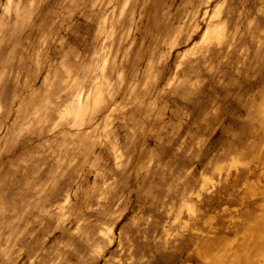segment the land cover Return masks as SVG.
Masks as SVG:
<instances>
[{"label": "rangeland", "instance_id": "1", "mask_svg": "<svg viewBox=\"0 0 264 264\" xmlns=\"http://www.w3.org/2000/svg\"><path fill=\"white\" fill-rule=\"evenodd\" d=\"M0 264H264V0H0Z\"/></svg>", "mask_w": 264, "mask_h": 264}]
</instances>
